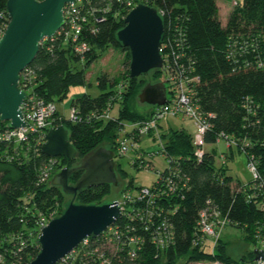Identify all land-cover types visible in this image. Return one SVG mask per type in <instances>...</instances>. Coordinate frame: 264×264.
Here are the masks:
<instances>
[{"label": "trees", "instance_id": "16d2710c", "mask_svg": "<svg viewBox=\"0 0 264 264\" xmlns=\"http://www.w3.org/2000/svg\"><path fill=\"white\" fill-rule=\"evenodd\" d=\"M217 1L82 0L79 12L84 21H80L77 41L83 42L86 49L75 51L61 29L40 42L34 59L20 73L18 86L29 96L56 105L67 98L71 87L85 84L87 65L106 48L120 45L115 34L123 26L130 6L139 2L152 5L163 20V52L170 53L168 68L153 70L154 74L163 73V80L170 75L183 78L195 106L208 121L204 145L219 139L233 141L230 147L252 160L257 173L254 179L240 181L228 172L225 162L216 163L214 147H203L197 157L192 135L170 127L161 132L167 162L160 177L171 169L175 191L159 194L153 181L149 185L153 201L145 197L128 203L104 232L87 237L55 264H101L102 259L108 264H190L208 260L258 264L250 249L238 258L228 255L227 242L221 238L210 251L197 228L201 211L208 216L216 212L242 229L248 245L264 246V0H236L223 16ZM5 2L0 0V26L7 23ZM123 77L125 84L117 87L118 78L100 75L96 78V94L71 96L68 106L75 110L74 121L56 106L52 122L68 130L76 157L57 156L59 162L51 175L103 143L116 155L121 135L138 142L137 130H127L125 124L146 119L151 109L141 113L131 107L140 83L137 77H128V68ZM188 78L194 80L188 82ZM114 104L116 110L110 113ZM106 109L109 117H100ZM7 127L0 121V131ZM35 138L36 133H29L19 142L0 139V264H26L32 259L38 251L40 217L61 209L64 200L60 187L42 179V170L54 157L42 153ZM80 175V171L72 173L69 183ZM131 188L135 186L129 180L120 190ZM110 190V184L85 187L75 195V202L100 203ZM163 228L168 238L159 245L156 240L162 238ZM130 237H135V244L129 242ZM131 247L135 249L134 257L128 255Z\"/></svg>", "mask_w": 264, "mask_h": 264}, {"label": "water", "instance_id": "95a60500", "mask_svg": "<svg viewBox=\"0 0 264 264\" xmlns=\"http://www.w3.org/2000/svg\"><path fill=\"white\" fill-rule=\"evenodd\" d=\"M74 0H6V26L0 36V121L9 128L25 125L21 104L26 91L18 86L20 73L34 59L40 42L53 36L63 25V8ZM163 21L157 9L137 3L123 18V26L116 31V39L129 52L128 77L134 78L149 71L160 70L159 50ZM165 85L161 81L145 83L138 93L141 102L151 106L165 102ZM40 151L48 156L76 157L63 124L51 126L43 134ZM80 177L69 183L72 173ZM52 185L72 196L62 212L42 225L37 233L38 251L26 264H55L87 237H95L120 216L116 199L100 203H77L75 195L91 185H117L114 153L98 146L73 165H64L50 177ZM253 260L264 262V248L251 250Z\"/></svg>", "mask_w": 264, "mask_h": 264}, {"label": "built area", "instance_id": "2783aa9c", "mask_svg": "<svg viewBox=\"0 0 264 264\" xmlns=\"http://www.w3.org/2000/svg\"><path fill=\"white\" fill-rule=\"evenodd\" d=\"M81 1L82 0H74L73 3L64 6L63 8L64 23L62 27L58 30V31H60L61 29L63 30L64 36L70 39V41L74 45V50L77 52H81L86 49V45L83 42L77 41V35L80 32V21H84V16L80 15L79 12V5ZM230 1H231V5L236 2V0H230ZM133 6L134 5L130 6V8H132ZM5 26L6 24L0 26V36ZM159 50L162 57V67L160 70L165 71V69L168 68L170 62L169 60L170 53L163 52V47L161 45V42L159 45ZM174 56L175 57L173 58L174 59L173 61L175 62L176 58H178V56L180 55L178 54ZM168 79L163 80L166 90L165 102L161 105L152 106L151 114L149 115V117L139 122L131 124V128L129 130L131 129L137 130L139 136H141V134L144 132L147 135L151 136L153 139H156L158 143H160L162 140L161 132L158 131V120L160 118L167 115L188 117L192 120L193 124L196 126V133L192 135V145L194 148V154L197 157H199L203 152V147H204L203 133L208 127V121L206 119V116L203 115L198 110L197 106H195L192 99V92L190 88L187 86V82H185L183 78L181 79L180 77L175 75L174 76L170 75ZM193 80L194 78L187 79L188 82H192ZM20 108L22 113V119L25 125L20 126L18 128L7 127L6 129L0 132V139H10L12 141L19 142L25 140L27 134L36 133V138H35L36 144L41 145V143L43 142V134L46 131V129H48L51 126H55L52 122V115L56 111L55 103L51 101L43 102L42 100H38L33 98L32 96H29L27 93L26 98L22 102ZM100 117L108 118L109 117L108 109H106L100 115ZM67 118L72 121H74L77 118L75 110L72 107H68ZM118 141L119 144L117 148L119 152H124L129 148L137 151L136 149L138 142L137 143L132 142L130 138L126 136L123 137L122 135L118 138ZM224 143L225 146L227 147L234 145L233 141H225ZM161 155L163 156V153H161ZM138 157L141 156L138 155ZM139 161L140 163L138 164V166L148 168L151 165L150 160L145 161L144 158H140ZM57 162L59 161L56 157L49 160V163L42 170L41 173L42 179L48 180L50 178L53 168L55 167ZM166 162L167 161L165 160V165ZM247 166L251 170V178L252 179L256 178L257 173L254 162L248 159ZM161 170L162 168L160 170H156L158 172L156 175L157 177L154 179V181L157 182V187L154 188H156L159 191V194H165L166 191L168 193H173L176 188L175 185L172 183V179L170 178L173 172H171V169H168V171L166 172L167 174L164 175L163 177H160ZM159 177L160 179L158 180ZM153 193L154 192H152L150 186H141V185L135 186L134 189H126L124 191H121L119 194L120 196L116 199L120 206V211H121L120 215L123 213L125 205H127L130 202L141 200L145 197H148V199L151 201V198L153 197ZM48 220H49L48 217H40L38 223V231L42 225L47 223ZM226 224H228L227 219L219 216L216 212H213L212 216H208L205 211H201L199 213V219L197 220V228L198 231L201 233V241L203 240L207 244L206 247L207 249H209L210 251L214 249V246L218 238H220V236L218 235V231ZM164 238H168V235L167 233H165L163 228L162 238L156 240L159 245H162ZM209 238H211V240L213 241L211 245L208 242ZM86 239H84L83 241H85ZM135 241H137L135 237L129 238L130 243L135 244ZM255 247L264 248V246L262 245L261 246L257 245ZM68 254H66L65 256H67ZM128 255L129 257L135 256L134 247L128 249ZM63 258H61L60 260H62ZM256 262L258 264H264V262L261 260H257ZM101 264H108V262L106 261V259H102ZM190 264H223V263L219 260H208V261H195Z\"/></svg>", "mask_w": 264, "mask_h": 264}, {"label": "rangeland", "instance_id": "374dc122", "mask_svg": "<svg viewBox=\"0 0 264 264\" xmlns=\"http://www.w3.org/2000/svg\"><path fill=\"white\" fill-rule=\"evenodd\" d=\"M217 2L220 5V14L221 16H223L231 5V1L218 0ZM127 52L128 50L122 47L121 45H119L118 47H108L104 51H102L99 57H97L94 61H92L89 65L86 66L85 84L71 87L69 89L67 98L56 103L57 109L67 118L69 107L68 104L71 96L76 92H88L92 95L96 94L98 92L96 78L100 75H104V77L107 79L118 78L117 83L119 85L117 87H120L122 83L125 84V79L123 75L126 73L129 63V56ZM163 77V73L162 75L154 74L153 71H149L148 73L137 77V80H139L140 83V87L138 88V91L133 95L130 101V105L134 110H137L141 113L147 112L146 107L148 106L146 103L141 102L139 100L138 93L142 86L147 82L153 83L156 81H161L163 83ZM115 107L117 106H115L114 104L113 108L110 109V113L115 112ZM151 107L152 106H149V108ZM170 127L175 129L182 128L191 135L196 133V126L188 117L167 115L158 120L159 132H162ZM130 128L131 123H126L125 129L129 130ZM139 137L140 138L137 143V151L129 148L124 152H119L118 148L116 149L114 161L118 183L115 186L111 185L110 192L103 198L104 201H111L113 199H117L120 196L119 194L121 192V186L123 184L125 185V183L129 180H132V185L134 186H149L157 177L156 175L158 171L156 170H160L164 167L165 159L161 155V153H163L162 150L164 148V138L161 136L162 140L160 143H158L156 139H153L151 136L147 135L144 132ZM101 145L108 147V144L105 143ZM204 147L206 149H209L211 147H214L216 149V163L219 165L225 162L228 168V172L231 175L236 176L242 181H246L251 178V170L247 166L248 158L243 153L238 152L235 148L225 146V143L222 139L217 140L213 144L204 145ZM230 148L232 151V155L230 154ZM138 155L141 157H138ZM140 158H144L145 161L150 160V167L144 168L142 166H138ZM80 159H75V161L71 165L76 164L80 161ZM117 163H119L121 167H119ZM119 168H122L126 174H123ZM49 180L50 178L48 179V181ZM48 183L51 184L50 181ZM71 200V195L64 194V200L61 203L60 207L61 209H54L53 211L49 212L47 217L51 219L52 217L59 215L65 205ZM73 201H75V197L73 198ZM218 235L221 239L227 242L226 252L233 258H238L242 254L247 252L249 249L251 250L255 247L253 245H248L244 241L241 228L233 226L230 223L220 228L218 231ZM208 242L211 245L213 241L211 240V238H209Z\"/></svg>", "mask_w": 264, "mask_h": 264}, {"label": "crops", "instance_id": "0c3cea01", "mask_svg": "<svg viewBox=\"0 0 264 264\" xmlns=\"http://www.w3.org/2000/svg\"><path fill=\"white\" fill-rule=\"evenodd\" d=\"M79 93H81V92H76L75 94H73V95H77V94H79ZM72 95V96H73ZM147 104V103H146ZM147 106L148 107H146V109H147V112L151 109V108H149V106H151V105H149V104H147ZM230 154L232 155V151H231V149H230ZM239 179V178H238ZM240 180V179H239ZM240 181H242V180H240ZM247 181V180H246ZM243 182H245V181H243Z\"/></svg>", "mask_w": 264, "mask_h": 264}]
</instances>
